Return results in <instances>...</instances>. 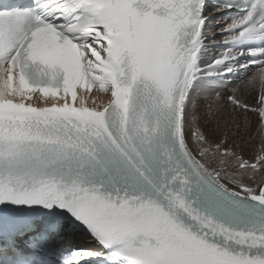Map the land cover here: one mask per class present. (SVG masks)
Masks as SVG:
<instances>
[{
  "label": "snow or ice",
  "instance_id": "obj_1",
  "mask_svg": "<svg viewBox=\"0 0 264 264\" xmlns=\"http://www.w3.org/2000/svg\"><path fill=\"white\" fill-rule=\"evenodd\" d=\"M0 264H264V0H0Z\"/></svg>",
  "mask_w": 264,
  "mask_h": 264
},
{
  "label": "bare ground",
  "instance_id": "obj_2",
  "mask_svg": "<svg viewBox=\"0 0 264 264\" xmlns=\"http://www.w3.org/2000/svg\"><path fill=\"white\" fill-rule=\"evenodd\" d=\"M105 102H106V100H105ZM215 109H216V104L213 103L212 104V110L215 111ZM242 118H245V117L240 118V122L242 124L241 128L243 129L244 134L242 136V139H243L242 143H240V144H241V148L243 149V151L246 154H249V152L251 150H253L254 143L256 142V140H258L257 136H259V135H258V132L256 131L255 118L254 117L252 118L251 124H249L248 118L244 121V123H242V121H241V120H243ZM221 127L223 128V121H221Z\"/></svg>",
  "mask_w": 264,
  "mask_h": 264
},
{
  "label": "rangeland",
  "instance_id": "obj_3",
  "mask_svg": "<svg viewBox=\"0 0 264 264\" xmlns=\"http://www.w3.org/2000/svg\"><path fill=\"white\" fill-rule=\"evenodd\" d=\"M243 120H241L242 121V123H244V121L247 119V118H242ZM231 129V130H230ZM228 131H232V132H235V129H234V127L232 126V124L230 123L229 124V126H228ZM243 129L242 128H240V130H239V133L238 134H236V136H235V139H236V142L241 146V144L240 143H242V136H243ZM255 146V145H254ZM256 148V147H255ZM248 155V154H247Z\"/></svg>",
  "mask_w": 264,
  "mask_h": 264
}]
</instances>
